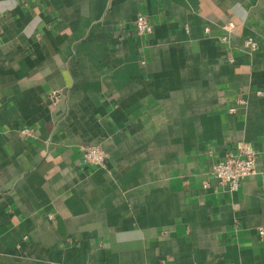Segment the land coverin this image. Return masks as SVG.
I'll return each instance as SVG.
<instances>
[{
    "label": "crops",
    "instance_id": "1",
    "mask_svg": "<svg viewBox=\"0 0 264 264\" xmlns=\"http://www.w3.org/2000/svg\"><path fill=\"white\" fill-rule=\"evenodd\" d=\"M241 144L264 0H0V264H264V155L236 192L211 175Z\"/></svg>",
    "mask_w": 264,
    "mask_h": 264
},
{
    "label": "built area",
    "instance_id": "2",
    "mask_svg": "<svg viewBox=\"0 0 264 264\" xmlns=\"http://www.w3.org/2000/svg\"><path fill=\"white\" fill-rule=\"evenodd\" d=\"M134 33L136 37H144L152 33V25L145 15H138L134 22ZM244 48L254 53L258 45L252 39H246L243 42ZM261 95V92H257ZM59 95L54 91L49 95V100L56 103ZM241 104V100H237ZM235 108L231 107L229 112H234ZM264 155V146L261 150L256 151L248 144H241L238 152H228L223 160L216 162L212 169L211 175L217 184L226 187L228 192H236L241 181L255 173V163L259 155ZM83 160L91 166H102L106 160V154L99 145H89L82 149ZM261 237L264 236V227L258 228Z\"/></svg>",
    "mask_w": 264,
    "mask_h": 264
}]
</instances>
